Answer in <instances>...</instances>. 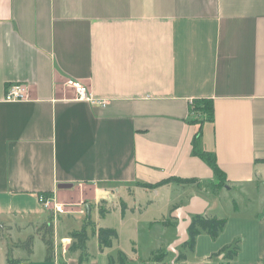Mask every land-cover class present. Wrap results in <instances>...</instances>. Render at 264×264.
I'll return each mask as SVG.
<instances>
[{
	"label": "crops",
	"instance_id": "crops-1",
	"mask_svg": "<svg viewBox=\"0 0 264 264\" xmlns=\"http://www.w3.org/2000/svg\"><path fill=\"white\" fill-rule=\"evenodd\" d=\"M68 81L83 84L98 103L75 100ZM14 83L28 85L29 101H4ZM198 100L212 101L213 119L196 140L190 106ZM194 148L215 155L221 188ZM175 177L197 181L155 190L138 185ZM64 184L72 187L59 190ZM166 189L179 190L166 204L163 221L175 231L166 248L176 239L173 212L197 197L206 218L226 220L215 240L232 220L252 226L229 264H262L264 0H0V243L10 259L78 264V254L67 253L68 234L85 218L58 240L40 198L68 208ZM94 207L88 204L86 215ZM50 217L53 259L45 250L36 260L34 245L31 255H15L12 244L21 249L30 236L40 240L37 230ZM16 232L27 237L16 240ZM203 235L194 251L181 250L185 260L169 253L170 264H215L211 253L223 262L221 250L243 230L200 253V241L210 239ZM113 245L101 252L96 242L84 264H110L119 253Z\"/></svg>",
	"mask_w": 264,
	"mask_h": 264
},
{
	"label": "rangeland",
	"instance_id": "rangeland-1",
	"mask_svg": "<svg viewBox=\"0 0 264 264\" xmlns=\"http://www.w3.org/2000/svg\"><path fill=\"white\" fill-rule=\"evenodd\" d=\"M178 193L179 190L175 189L160 191L158 195L155 194V191L148 192L139 190L133 195H126V191V193L123 192L124 197H122V195H118L116 197L112 196L111 198H104L102 201L97 200L94 203L86 199L81 203L80 207L73 205L72 207L64 208L65 211L70 208L76 213L66 215L59 214L54 217L56 237L59 240L62 236H67V234L65 235L66 231L70 229H79L83 219L86 217V206L91 204V206L95 207L91 209L88 216L90 215L92 221L96 223V227L98 229L111 228L117 232V238L113 240V251H115L116 254L118 253L116 251L122 252L123 255L126 256L125 258H128L126 259V262L130 264H154L152 260L153 254L158 251H167L168 248H166V244L169 243L175 235L173 228L164 226L160 222L167 218L166 204L170 201L169 198H175ZM58 201L61 202L62 200ZM69 201L71 203H75L76 199L72 198ZM122 203L125 204L123 205V208ZM98 204L107 211L103 218L99 215ZM79 210L82 211V213H78ZM157 221L159 222L157 223ZM251 227V225L237 226V223L232 220L230 221V225L226 227L225 235L223 237L221 236L220 239L211 240L207 237L208 235L206 236L204 234L203 236L208 239L200 241L199 251L200 253H205L209 250L210 245L224 243L229 239L228 237L236 228H241L243 230V238H234L232 239V242L228 243H232V246H237L239 249L240 247L243 248L244 246H242V244L249 242L251 239L248 231ZM1 236L7 240V237L9 236L7 228H2ZM25 237H27V234L24 233L18 234L16 232L13 234V238L16 240L25 239ZM89 238L90 239L87 243V252L89 251L92 253L95 249L97 241L95 237L90 236ZM69 240L71 242V239ZM242 241L244 242L242 243ZM33 245L35 259L38 260L44 254L45 249L42 242L37 237L34 238ZM12 246L13 247H10V249L16 248L13 249L17 252L15 255L24 254L22 249L16 247V244H12ZM249 247L250 246L247 245L244 252H247ZM5 253L7 254L5 255ZM187 253H189V251ZM211 254L209 255V259L212 263H225V261L221 262L215 258V254ZM7 256L10 258L9 247L7 248L3 245V243H0V264H7ZM113 260H116V258ZM171 260L172 257L169 255L167 257L166 264H170Z\"/></svg>",
	"mask_w": 264,
	"mask_h": 264
},
{
	"label": "trees",
	"instance_id": "trees-1",
	"mask_svg": "<svg viewBox=\"0 0 264 264\" xmlns=\"http://www.w3.org/2000/svg\"><path fill=\"white\" fill-rule=\"evenodd\" d=\"M190 113L193 117H195V124L198 126V132L195 136L197 140L200 136L201 127L204 122L212 121L213 119V104L211 100H198L193 101L190 106ZM194 143L196 141L194 140ZM193 155L198 157L201 161H203L213 172L214 176L218 178V184L215 187H222L224 184V178L222 176L221 171L219 170L215 155L210 152L199 151L196 148L193 150ZM197 180L195 179H181V178H167L161 180L154 184H146L141 183L138 184L139 187L143 189L155 190L159 187L168 185L170 183H175L177 185H191L195 184ZM44 197H50V194H40ZM103 203V202H102ZM124 203H122L123 208ZM125 208V206H124ZM98 212L101 218L105 216L107 211L102 208L101 205L98 204ZM123 214V212H122ZM162 225L167 226L168 221L161 222ZM226 225V220L217 219L216 217L206 218L202 216H194L192 217L191 224L187 230L188 233V241L180 246V250L178 256L175 258L177 262L185 260V254L181 252V250H186L192 252L195 248L196 238L201 234H206L210 237V239L215 240L223 231ZM37 232L39 233L40 241L45 246L46 250V260H52L54 257L53 251V217H50L47 222H44L40 225ZM96 237L98 250L103 251L104 249H108L112 246L113 240L117 238V232L111 228H97L94 222H92L90 216L88 214L85 217L83 225L80 230L71 231L68 234V238L71 239L70 244L67 247V253L70 255L78 254L77 261L78 264H84L89 259V254L87 252V243L89 241V237ZM23 249L28 255L32 254L33 248V237L30 236L28 239L21 243L19 246ZM239 252V248L237 246H227L221 250V253H224L223 261L226 264H229ZM169 255L166 251H158L153 254V262L154 264H166L164 260ZM173 256V255H172ZM174 257V256H173ZM7 264H18V261L11 260L7 257ZM110 264H130L126 262V258L122 253H118L116 260L112 258L109 259ZM264 264V259L261 262Z\"/></svg>",
	"mask_w": 264,
	"mask_h": 264
},
{
	"label": "built area",
	"instance_id": "built-area-1",
	"mask_svg": "<svg viewBox=\"0 0 264 264\" xmlns=\"http://www.w3.org/2000/svg\"><path fill=\"white\" fill-rule=\"evenodd\" d=\"M68 85L71 86L74 92V99L86 101L91 104H96V102L91 92L83 84L77 81H68ZM29 88L27 84L24 83H14L9 84L6 89L4 96L5 102H25L29 101ZM39 202L42 203L44 208L52 213L55 217L56 215L66 213L64 210L65 206L63 204L57 203L56 199L53 197L51 199L40 198ZM65 252V249L63 250ZM55 254V253H54Z\"/></svg>",
	"mask_w": 264,
	"mask_h": 264
},
{
	"label": "water",
	"instance_id": "water-1",
	"mask_svg": "<svg viewBox=\"0 0 264 264\" xmlns=\"http://www.w3.org/2000/svg\"><path fill=\"white\" fill-rule=\"evenodd\" d=\"M71 185H60L58 186L59 190L69 189L71 188ZM203 202V203H201ZM206 206V203L204 201H201L197 197H193L189 203L183 207L178 208L175 210L172 214L175 218H177L178 226L176 229V239L170 244V246L167 249L168 253H172L174 256L178 255L177 248L182 246L188 241V233L187 230L191 224L192 217L194 216H202L204 213V208Z\"/></svg>",
	"mask_w": 264,
	"mask_h": 264
}]
</instances>
